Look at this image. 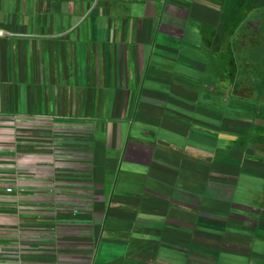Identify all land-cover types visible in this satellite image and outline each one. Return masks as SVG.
Returning a JSON list of instances; mask_svg holds the SVG:
<instances>
[{
    "label": "crops",
    "instance_id": "0c3cea01",
    "mask_svg": "<svg viewBox=\"0 0 264 264\" xmlns=\"http://www.w3.org/2000/svg\"><path fill=\"white\" fill-rule=\"evenodd\" d=\"M225 2L0 0V264H264Z\"/></svg>",
    "mask_w": 264,
    "mask_h": 264
},
{
    "label": "rangeland",
    "instance_id": "374dc122",
    "mask_svg": "<svg viewBox=\"0 0 264 264\" xmlns=\"http://www.w3.org/2000/svg\"><path fill=\"white\" fill-rule=\"evenodd\" d=\"M225 1L228 35L235 34L229 39L232 64L218 65L219 94L213 97V103L225 117L249 121L252 140L264 139V124L258 123L264 122V0ZM240 37L249 43L244 59V50L238 44Z\"/></svg>",
    "mask_w": 264,
    "mask_h": 264
},
{
    "label": "built area",
    "instance_id": "2783aa9c",
    "mask_svg": "<svg viewBox=\"0 0 264 264\" xmlns=\"http://www.w3.org/2000/svg\"><path fill=\"white\" fill-rule=\"evenodd\" d=\"M4 35V31L2 29H0V36ZM13 189L12 188H8V192H11Z\"/></svg>",
    "mask_w": 264,
    "mask_h": 264
}]
</instances>
